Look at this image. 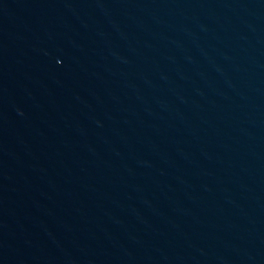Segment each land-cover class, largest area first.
Instances as JSON below:
<instances>
[{
	"label": "water",
	"instance_id": "obj_1",
	"mask_svg": "<svg viewBox=\"0 0 264 264\" xmlns=\"http://www.w3.org/2000/svg\"><path fill=\"white\" fill-rule=\"evenodd\" d=\"M0 264H264V0H0Z\"/></svg>",
	"mask_w": 264,
	"mask_h": 264
}]
</instances>
